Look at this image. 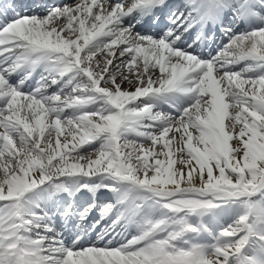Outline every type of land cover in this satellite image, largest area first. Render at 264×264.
<instances>
[{"label": "snow or ice", "instance_id": "1", "mask_svg": "<svg viewBox=\"0 0 264 264\" xmlns=\"http://www.w3.org/2000/svg\"><path fill=\"white\" fill-rule=\"evenodd\" d=\"M0 264H264V0H0Z\"/></svg>", "mask_w": 264, "mask_h": 264}]
</instances>
